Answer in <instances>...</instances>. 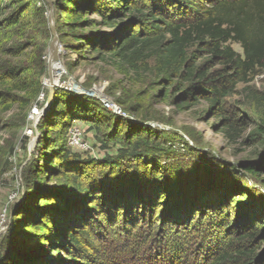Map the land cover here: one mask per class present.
Here are the masks:
<instances>
[{
	"label": "rangeland",
	"instance_id": "obj_1",
	"mask_svg": "<svg viewBox=\"0 0 264 264\" xmlns=\"http://www.w3.org/2000/svg\"><path fill=\"white\" fill-rule=\"evenodd\" d=\"M133 1L152 12L126 15L110 28L100 24L97 14L87 12L82 17L85 22L72 30L64 23L84 0H0V69L30 70L38 62L37 55L44 67L41 94L28 106L24 105L23 93L0 90V231L7 227L9 230L30 187L35 194L57 196L53 207H57L56 203L60 207L52 212L59 216L65 218L62 209L67 213L79 210L65 220L74 223L71 232L83 249L74 253L75 262H67L63 245L50 250L38 244L15 247L11 243L14 249L10 254L18 264L33 263L42 256L49 257L50 264H211L218 258L221 260L217 264L264 262V171L258 178L250 177L238 166L264 159V67L239 74L240 70H232L230 64L211 54L206 41L193 42L186 50V62L193 69L206 71V79L216 77L213 84L223 87V95L215 106L202 97L188 100L182 107L173 105L186 82L178 77L170 81L163 77L155 55L132 67L123 66L102 52L98 42L114 37L126 24L138 35L152 31L154 37L159 32L153 27L163 28L166 21L194 19V9L185 1L197 6L209 3L180 0L172 4L166 0L159 7L158 0ZM104 3L109 9L116 5L112 0ZM49 20L60 41L56 64L62 69L53 76V85L57 86L50 99V85L45 84L51 81L48 61L53 37ZM167 42L169 36L165 35L163 43ZM225 46L243 58L239 44H221V50ZM96 47L106 55L97 54ZM218 74L222 77L217 78ZM55 92L68 109L85 112L86 117L63 120L64 114L53 110ZM46 106L42 119H48V126H53L38 132L33 145L34 122ZM112 106L116 109L112 110ZM35 108L38 112L31 118ZM60 120L67 122V129L54 127ZM225 124L232 127L227 135L223 132ZM141 126L152 130L156 137L145 136L139 131ZM77 134L82 148L75 149L71 142ZM137 142L142 146L135 151ZM62 146L80 157L77 162L70 159L72 171L77 173H65L56 163L54 167L61 173L50 175L46 169L54 165L52 152L61 153ZM109 157L113 162L106 161ZM81 158L83 162L93 161L79 165ZM39 164L46 165V173L34 174L33 178L32 171ZM116 164L118 167H114ZM68 174L81 175L88 188L100 193L88 205L82 200L77 207L64 186V181H73ZM116 192L125 198L114 197ZM144 193L151 196L150 203H130L132 194L139 198ZM202 196L207 199L203 201ZM10 203L13 207L8 212ZM49 204L42 202L41 208L50 210ZM90 204L97 205L91 216L99 222L86 216L89 226L84 227L78 214L82 215ZM174 211L178 213L172 219L169 214ZM8 230L0 234V252ZM164 237L178 245L176 251L185 253L173 258L165 256L158 243Z\"/></svg>",
	"mask_w": 264,
	"mask_h": 264
},
{
	"label": "trees",
	"instance_id": "obj_2",
	"mask_svg": "<svg viewBox=\"0 0 264 264\" xmlns=\"http://www.w3.org/2000/svg\"><path fill=\"white\" fill-rule=\"evenodd\" d=\"M84 1V3H81L74 8L72 14L67 17V22L64 23V25H68V27L72 30L77 27L76 25L85 22H82V17L86 15L87 12L97 14L100 18V24L109 28L115 25V21L117 19L125 17L126 15H139L143 10H147L149 13L152 12L149 8H144V4H135L133 0H112L113 2H116V5L112 6L111 9L106 6L104 3L105 0H91L89 2L87 0ZM137 1L143 2L144 0ZM158 1L160 2L159 7H162L164 5L163 3L167 2L166 0ZM169 1L173 4L174 2L176 3V1L180 0ZM206 2L209 3L207 6H197L185 1V4L193 7L188 8L191 11L194 9V19L181 23H170L169 21H166L163 24V28L158 26L153 27V31L159 32V34L154 37L151 35L152 31L149 34L138 35L137 33L129 30L130 28L128 27V24H126L122 31L117 33L115 32L116 34L114 37L108 39L107 41H104L103 39L98 42V45L103 47L102 52H106L109 57L114 60V62L123 66L132 67L137 61L143 60L151 55H155L157 59V66L163 74V77L167 78L168 81H170L171 77H178L186 82V85L182 88L177 97L173 99V105L182 107L188 104V100L194 101L197 97H202V99H204L211 106L218 105L219 99L223 95V87L217 88L213 84L216 77L210 76V78L206 79V71H203L200 68L193 69L186 62V50L193 42L204 44L206 41L205 44L209 45L210 53L216 57L218 56V58H221L224 63L230 64L232 70H240L239 74L247 73L253 70L256 66L264 67V0H206ZM152 21L154 22V20ZM165 35L169 36V42L164 44L163 41ZM229 42L237 43L241 46L243 49L242 59L228 46H225V48L221 50L222 48L220 45ZM94 51L99 55L101 54V57L106 55L104 53H99V49L97 47L94 48ZM37 58V64H35L30 70L16 72L14 69H0V90L5 88L10 93L15 91L23 93L25 106H28L41 94L40 77L44 73V67L42 61L40 62L39 60L40 55H37ZM220 77H222V75L218 74L217 78ZM54 95L56 96L57 92H55ZM55 100L56 102L54 103L53 110L58 113H63L65 117L63 120L68 121V119L72 117L81 120L86 117L85 112H76L72 109H68L67 103L62 101L59 95L56 96ZM47 120L48 119L44 118L41 119L37 126V131L40 134L44 132L45 128L53 126V124L48 126ZM66 121L60 120L54 127L59 130H65L68 127L66 126ZM231 130L232 127L230 125H224L223 132L225 135H227ZM139 131L145 136L149 135L152 137V135H155L152 130L143 126H141ZM261 131L264 134V127ZM141 146L142 145H139L137 142L134 144L133 149L136 151ZM102 148L105 150L106 146L102 145ZM60 152L61 153L55 151L52 152V154H54L53 159L55 162H53L54 165L47 167L46 171H48V174L56 175L61 173V171L59 172L54 167L56 163L59 164V167H61V169H63L62 171L65 173H77L76 171H72L74 165L70 163V159L77 162V160H80V157L70 151H67L64 146L61 147ZM82 159L83 158H81V160ZM83 160L80 163L78 162V164L81 165L87 163L88 165V162L91 163L93 161L89 159L86 160L88 162H83ZM106 161L109 162L112 161V159L109 157ZM45 166L46 165L42 164H39L38 166L36 165L35 167L38 168L32 171L33 178L34 174H43V172H45ZM238 166L250 177L258 178L260 177L262 171H264V159L261 158L259 161L243 162ZM26 167L27 168L24 171L25 181H27L26 177L29 174L30 165ZM114 167H118V164ZM70 174H68V176L71 177L73 181H64V186H67L68 188V195L71 199H73V202L76 203L77 207H79L82 200L87 201L88 203L86 205H88L91 203L90 200L94 199L93 196L100 193L99 190L94 192L93 188H88L89 185L85 184L86 181H81L80 177L83 178L81 175H79L80 177H76L71 176ZM33 180L35 181V179ZM95 188L97 189L96 185ZM28 189L26 201L17 207L18 209L12 219V225L8 230L7 236L4 237L1 242L3 247L1 246L0 264H18L15 262V256L10 254L14 249V247H11V243H14L15 247L21 244H26L28 246L38 244L39 246H45V249L49 248L50 250H58V246L63 245L64 249L67 251V257L69 258L67 262H75L76 259L73 258V256H75L74 253H79L83 251V249L79 240L71 232L73 231L71 227H74V223H72L69 219H65L67 217L69 218L72 213L78 212L79 210L74 208L67 213L62 209L61 211L65 214V218L64 216H59L55 212H52V210L59 209L60 207L59 203H56L57 207L54 208L57 196L53 194H45L43 192L35 194L30 187ZM113 195H115L114 197L120 199L122 198V200L125 198V196H122L123 193L121 192L113 193ZM50 197L53 198V201L52 199L50 200ZM147 198H149L148 202ZM201 199L204 201L207 198L202 196ZM150 201L151 196L147 194L145 195V193L139 198H133L132 194L130 203H142L143 205H147ZM42 202L45 204L49 202V206L52 207L54 204V207H51L50 210L47 208H41ZM74 205L75 204L73 203L70 208ZM81 206H83V203ZM262 206L261 212H264V203ZM200 208L198 207V209ZM30 209H32V213L29 211ZM96 209L97 205L92 206V204H90L87 208H85L82 215L78 214V216L80 215L79 220L83 219L84 227L89 226V223L86 222V216L92 217V219L97 223L99 222L96 220V216H91L92 214L95 215ZM198 212H200V210L195 211L194 215ZM170 213L171 214L169 215L172 216L173 219L175 215L177 216L178 211ZM259 215L261 216V214ZM77 221L78 220H76V222ZM173 221L175 220H172V222ZM81 225L83 224L81 223ZM79 228L77 227L76 229ZM81 234L86 233L82 231ZM249 235L253 236V234ZM158 243L160 244L161 250H165V256H172L173 258L177 255L185 253L183 250L176 251L178 245H174V243H171V241L165 237ZM69 246L71 247V250L69 249ZM159 253L160 252H158V255H160ZM152 257L154 256L152 255ZM220 260L221 259L218 258L216 259V262H212L211 264H217ZM50 261L49 257L42 256L33 261V263L19 264H50ZM259 264H264V262L260 261Z\"/></svg>",
	"mask_w": 264,
	"mask_h": 264
},
{
	"label": "water",
	"instance_id": "obj_3",
	"mask_svg": "<svg viewBox=\"0 0 264 264\" xmlns=\"http://www.w3.org/2000/svg\"><path fill=\"white\" fill-rule=\"evenodd\" d=\"M49 25H50V32H51L52 37H53V39L51 41V44L49 46V57H51L54 54L59 55V52H60V41H59V38H58V36L56 34V29L54 28V26H53V24H52V22L50 20H49ZM49 70H50V61H48V75L50 74ZM50 82H51V84L49 86V98L48 99H50V97L52 96L54 87L57 86V85L54 86L52 81H50ZM91 92H92V90L91 91H87L86 94L87 93L90 94ZM101 97L103 98V96H101ZM46 112H47V106L43 109L42 114H40L37 117L36 121L34 122V130H35L36 137L34 138L33 145L37 142V140L39 138V134H38V131H37L38 122L40 121V119H42V117L46 114ZM12 207H13V204L10 203V205H8V207H7L8 212L11 211ZM7 230H8V227L4 228L2 231H0V234H2L3 232L5 233Z\"/></svg>",
	"mask_w": 264,
	"mask_h": 264
},
{
	"label": "bare ground",
	"instance_id": "obj_4",
	"mask_svg": "<svg viewBox=\"0 0 264 264\" xmlns=\"http://www.w3.org/2000/svg\"><path fill=\"white\" fill-rule=\"evenodd\" d=\"M49 61H50V72H51L50 80L52 81L55 76H57L58 74H60L62 72V69L59 67L58 64H56L58 62V55H56V54L52 55L51 57H49ZM45 84H46V86H49L51 84V82L50 83L46 82ZM98 95H99V93H98ZM99 97L102 98L101 96H99ZM37 112H38V110H37V108H35L33 111V116H31V118L36 117Z\"/></svg>",
	"mask_w": 264,
	"mask_h": 264
},
{
	"label": "built area",
	"instance_id": "obj_5",
	"mask_svg": "<svg viewBox=\"0 0 264 264\" xmlns=\"http://www.w3.org/2000/svg\"><path fill=\"white\" fill-rule=\"evenodd\" d=\"M104 105L106 106V107H108L107 105L108 104H106L105 102H104ZM112 110L114 109H116V107H114V106H112V108H111ZM80 137H79V134H77L76 136H74V138H73V140H72V142H71V145H72V147L73 148H75V149H77V148H82L81 147V145H80V143H79V139Z\"/></svg>",
	"mask_w": 264,
	"mask_h": 264
}]
</instances>
